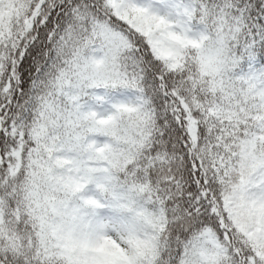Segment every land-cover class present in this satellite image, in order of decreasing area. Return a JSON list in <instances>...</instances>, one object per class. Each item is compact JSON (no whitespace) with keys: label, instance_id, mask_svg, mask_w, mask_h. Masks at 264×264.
<instances>
[{"label":"snow or ice","instance_id":"6c2138e0","mask_svg":"<svg viewBox=\"0 0 264 264\" xmlns=\"http://www.w3.org/2000/svg\"><path fill=\"white\" fill-rule=\"evenodd\" d=\"M0 264H264V0H0Z\"/></svg>","mask_w":264,"mask_h":264}]
</instances>
